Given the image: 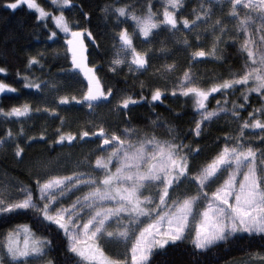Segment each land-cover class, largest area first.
Returning <instances> with one entry per match:
<instances>
[{"label": "snow or ice", "instance_id": "1", "mask_svg": "<svg viewBox=\"0 0 264 264\" xmlns=\"http://www.w3.org/2000/svg\"><path fill=\"white\" fill-rule=\"evenodd\" d=\"M50 2L58 14L38 0H7L3 6L13 11L26 8L34 12L47 29L48 40L55 41L58 33L64 34L72 68L87 80L86 92L79 100L75 95L71 100L84 103L89 109L114 105L123 122L131 125L130 106L142 101L155 108L153 102H163L166 93L176 96L179 92L194 107L196 118L190 131L195 137H203L205 130L221 119L227 127L223 135L213 138L217 151L210 161L198 163L201 141L193 146L174 128H169L168 140L160 141L146 133L133 142L130 127L117 135L106 133L100 126L91 133L96 137L92 158L76 162L67 174L44 171L33 177L32 184L18 183L14 191L0 186V219L9 222L13 215H27L32 220V225H16L0 234V264H154V256L170 245L184 242L192 245L196 256L215 250L222 243L243 242L249 246L248 264H264V247L253 251L257 238L264 246V0H202L200 11L193 12V21L180 12L182 0H162L158 16L150 0H145L144 15H137L130 0L123 3L110 0L102 11L114 23L110 62L113 72L125 63L129 72L143 74L150 70L152 57L147 50L137 49L133 35L147 38L169 33L175 37L177 33H187L192 37V41L187 38L180 41L183 45L180 50L188 53L189 64L171 89L149 85V95L141 91L138 97L121 95L119 91L114 95L111 87L105 89L101 84L95 66L88 64L85 55L86 30L74 27L65 15L66 9L77 7L74 0ZM217 13L223 19H213ZM84 15L87 17L88 13ZM129 20L134 22L132 34L123 26ZM229 24L232 29H228ZM201 26L211 37L207 51L201 43L202 34L196 32ZM254 32L260 33L257 49L253 48ZM238 33L244 34L239 45L243 54L240 70H230L228 78L215 80L209 86H198L191 75L195 64L202 62L198 58L217 57L219 46L226 43L222 38H233ZM87 35L92 33L88 31ZM140 43L150 44L152 40ZM43 59V52L29 56L27 71L18 74L23 87L35 89L41 100L45 99L46 91L53 93L59 100L57 107L68 104L67 95H58L56 82L28 74L34 66L43 70ZM167 70L174 72L175 64L167 65ZM6 71L0 67V73ZM140 86L145 87L143 82ZM16 92L15 87L0 80V94ZM215 93L219 97L213 96ZM252 93H259L262 102L249 111L246 102ZM210 96L215 107L209 106ZM229 96L236 99L229 102ZM41 111L39 106L33 108L30 103H23L7 110L0 107V117L20 121ZM43 111L56 114V108L45 107ZM158 120L159 115L152 123L164 126L157 124ZM63 124L61 118V128ZM23 133L20 128L14 135L9 128L0 137V145L14 146L18 159L24 147L16 136ZM44 135L41 131V140ZM89 136V131L80 133L81 140ZM25 139L30 143L35 137ZM74 140L73 133L57 129L55 144L74 147ZM53 232L65 241L66 256L62 262L51 257ZM112 246L122 247L123 251L108 254L106 249Z\"/></svg>", "mask_w": 264, "mask_h": 264}, {"label": "trees", "instance_id": "2", "mask_svg": "<svg viewBox=\"0 0 264 264\" xmlns=\"http://www.w3.org/2000/svg\"><path fill=\"white\" fill-rule=\"evenodd\" d=\"M161 0H150L153 10L158 6ZM7 0H0V67L6 68L4 74H0V80L9 83L17 89L16 93L0 94V107L8 109L12 106H19L23 103H30L33 108L39 106L42 111L40 113H32V118H23L20 121L13 119L4 120L0 117V137H2L6 129H11L16 135L20 128L24 129L22 135L16 136V140L24 147V153L21 158L14 156V146L12 144H4L0 149V186L7 185L12 182H23L24 184H32L33 177L40 170L37 166L40 164L53 163L56 157L61 154L71 153L77 154L83 150V145H91L94 141L93 136L89 139H80V132L86 130L87 112L82 107V103L71 100L75 95L79 100V92L81 93L87 84L86 78L78 70L72 68L71 54L66 53L67 42L64 35L58 33L55 41L47 39V29L42 27L35 17L36 14L26 8L17 9L15 11L6 9L3 5ZM46 9L58 14L55 6L50 0H38ZM128 2V0H122ZM136 6L137 15H144L145 0H130ZM202 0H183L180 12L190 21L194 20L193 12H199V5ZM77 5L71 11L65 10L74 27L85 29L83 43L86 49L85 55L90 66H95L96 72L103 75L105 84L114 90L113 94L120 92L127 95L138 97L143 91L145 96L149 95V85H159L171 89L178 75H180L189 64L188 53L181 51L183 45L180 43L187 38L192 41V37L187 33H177L173 37L169 33H163L159 37L143 38V40H152V43L138 45L143 51L147 50L151 68L147 73H138L131 76L123 70L113 72L109 69V63L113 56V35L114 23L113 18L106 14L102 9L110 0H74ZM88 13L85 17L84 13ZM179 17V13H178ZM223 17L217 13L215 18ZM203 19V17H202ZM126 27V24L123 25ZM49 27H52L49 23ZM232 25H228V29H232ZM92 33L91 36L87 32ZM159 29L153 30V32ZM210 31V29H209ZM196 32L202 34L201 43L205 45L207 51L211 47V37L205 33L204 26L196 29ZM244 34L238 33L233 38L226 39V43L218 48L217 57L198 58L201 63L195 64L191 70L198 86H209L211 82L221 78H228L229 71H239L243 64V54L239 45L243 42ZM37 52L44 53L43 70L38 66H34L28 74L30 76H38L45 80H53L59 88L58 95H67L69 103L59 104V100L51 92H45V99L41 100L36 94L35 89H26L23 87V80L18 74L27 71V60L29 56L35 55ZM175 64V71L167 70V65ZM100 82L104 87L103 80L99 76ZM140 82L145 87L142 89ZM105 88V87H104ZM238 95V94H237ZM167 98L163 102H153L157 106L153 108L151 105L140 101L135 106H130L131 111L128 118L131 125L125 124L121 129L131 128L129 135L143 137L146 133L154 135L157 140L163 141L171 138L169 128H174L177 133L186 138V140L195 145L196 141H201L200 148L203 158L214 156L217 151L213 138L223 135L225 128L214 125L205 130L203 137H195L190 131L194 128L195 110L189 99L183 96H172L166 93ZM219 97V93L213 94ZM260 95L253 94L249 101L246 102L247 110H251L252 106L259 107L262 102ZM236 99L229 96V102ZM243 102V101H239ZM209 106L215 107V101L212 96L209 97ZM45 107L56 108V114L50 115L45 113ZM110 107V106H108ZM110 110V109H109ZM89 114V112H88ZM159 115L160 120L157 124H163L157 127L152 121L156 120ZM105 117V116H104ZM61 118L63 119V127L61 128ZM118 119L107 117L103 122L117 123ZM64 132H71L77 136L78 141H73L74 147H60L55 144L57 129ZM44 131V139H40V132ZM28 136L35 137L30 143L25 139ZM47 141V143L45 142ZM87 141V143L85 142ZM51 165V164H50ZM28 224L32 225L30 216L13 215L9 222L0 219V234L16 225ZM34 227V226H33ZM53 240L51 257L57 262L65 259L64 238L53 232L50 237ZM262 246L259 238H257L253 251H261ZM248 244L243 242L221 244L215 250H210L206 254L196 256L193 254L192 245L189 242L170 245L165 252L154 256V264H230L249 258Z\"/></svg>", "mask_w": 264, "mask_h": 264}, {"label": "rangeland", "instance_id": "3", "mask_svg": "<svg viewBox=\"0 0 264 264\" xmlns=\"http://www.w3.org/2000/svg\"><path fill=\"white\" fill-rule=\"evenodd\" d=\"M161 3H162V0L159 2L158 6L153 10V12L157 13V16L159 15V12L162 11V8L160 7ZM133 23L134 22L129 20V22L126 24V27L128 28L130 34L133 33ZM153 30H155V29H153ZM61 34H63V33H61ZM259 35H260V33H258V32L252 33V39L254 41V44H253L254 49H257L259 47V44L261 43L259 40ZM143 38H145V37L133 35V42L137 46L138 50H141L138 47V45H140V41L143 40ZM147 38H149V37H147ZM108 67L110 69V63H109ZM120 70L125 71L126 73H128L131 76H135L139 73V72H129L126 63L124 65L117 66V71H120ZM0 74H4V73H0ZM96 74L98 76H101V78L103 80V75L100 72L97 71ZM191 75L193 76V74H191ZM103 83H104L105 89L110 87L109 84H105L104 80H103ZM250 83H252V82L250 81ZM86 90H87V84L85 86V89L81 93L79 92V94H78L79 99H80L82 93L86 92ZM113 92H114V90H113ZM120 94L125 95L123 93H120ZM253 94L260 95L259 93H252L250 96H252ZM1 95H4V94H1ZM177 95L182 96V95H180L179 92H177ZM187 99H189V98H187ZM82 107H84L85 108L84 110L87 112V117H86L87 122L85 123V125H83L84 127L87 126V128L84 131H89L90 135L93 131H97L100 126H103L105 128L106 133L115 132L117 135H120L121 132L123 131V129H121L124 125L123 117H122V115L118 114L114 110V105L110 106V107H98L95 109H89L85 106L84 103H82ZM88 112H89V114H88ZM107 117H111V119H114V120L118 119L117 123L116 122L110 123L111 124V127H110L107 122L106 123L103 122ZM229 119H230V117H229ZM214 125H217V126L219 125V127L225 128V129L227 127L224 119H221L220 121L213 123L211 125V127H213ZM202 127H203V125H202ZM231 127L234 128L235 125L232 124ZM256 131H258V130H256ZM82 132L83 131H81L80 133H82ZM130 137H131L133 142H135L139 138H142V137H138V136L136 137L133 134L130 135ZM93 139H94V141L91 145H83L82 146V147H84L83 150H81L77 154H71V153L61 154L60 156H58L54 160H52L53 163L50 162L49 164L47 163V165L46 164L38 165L37 169L40 170L38 174H43L44 171H51V172L60 173V174H67V172L75 166L76 162H78V161L79 162H86L88 159L92 158L94 149L96 148V144H95L96 137L93 136ZM75 141H78L77 136H76ZM3 147H4V145H0V149ZM203 157H206V156L201 155L199 160H198V163L210 161L208 157L207 158H203ZM18 183L19 182H12V184H11V181H10L9 183H7V185H3V186H7L10 191H14V188ZM112 251H123V248L121 247V248L117 249V248H115V246H112L111 249H106V252L108 254H111ZM248 261H249V258L241 260V261L233 262L230 264H248Z\"/></svg>", "mask_w": 264, "mask_h": 264}, {"label": "water", "instance_id": "4", "mask_svg": "<svg viewBox=\"0 0 264 264\" xmlns=\"http://www.w3.org/2000/svg\"><path fill=\"white\" fill-rule=\"evenodd\" d=\"M85 139H89V137H85Z\"/></svg>", "mask_w": 264, "mask_h": 264}]
</instances>
